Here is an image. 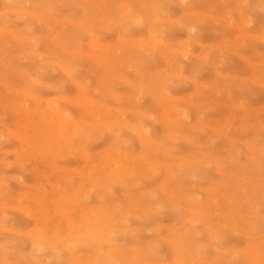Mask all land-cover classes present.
<instances>
[{
  "label": "rangeland",
  "instance_id": "374dc122",
  "mask_svg": "<svg viewBox=\"0 0 264 264\" xmlns=\"http://www.w3.org/2000/svg\"><path fill=\"white\" fill-rule=\"evenodd\" d=\"M92 263L264 264L260 0H0V264Z\"/></svg>",
  "mask_w": 264,
  "mask_h": 264
},
{
  "label": "bare ground",
  "instance_id": "6f19581e",
  "mask_svg": "<svg viewBox=\"0 0 264 264\" xmlns=\"http://www.w3.org/2000/svg\"><path fill=\"white\" fill-rule=\"evenodd\" d=\"M183 1V0H182ZM243 4V3H242ZM256 9V8H255ZM229 22V21H228ZM122 27H124V26H122ZM247 29V28H246ZM52 36V35H51ZM262 39V38H261ZM258 40H259V38H258ZM97 46V45H96ZM139 51V50H138ZM206 57V56H205ZM173 65V64H172ZM182 66V65H181ZM174 67V66H173ZM181 68V67H180ZM182 71V70H181ZM182 75V74H181ZM243 81V80H242ZM208 88V87H207ZM206 88V89H207ZM228 93V92H227ZM164 94V93H163ZM89 110V109H88ZM52 114V113H51ZM95 117V116H94ZM98 119V118H97ZM181 119V118H180ZM169 121V120H168ZM71 124H73V123H71ZM70 125V124H69ZM63 126V125H62ZM201 126V125H200ZM137 129V128H136ZM130 131V130H129ZM215 131V130H214ZM135 132V131H134ZM137 132V131H136ZM220 132V131H219ZM73 133V132H72ZM17 136V135H16ZM143 137V136H142ZM16 139V138H15ZM143 139V138H142ZM22 142V141H21ZM151 143V142H150ZM33 148V147H32ZM34 149V148H33ZM50 151V150H49ZM38 152V151H37ZM56 152V151H55ZM49 163V162H48ZM85 174V173H84ZM93 264V263H92Z\"/></svg>",
  "mask_w": 264,
  "mask_h": 264
},
{
  "label": "snow or ice",
  "instance_id": "6c2138e0",
  "mask_svg": "<svg viewBox=\"0 0 264 264\" xmlns=\"http://www.w3.org/2000/svg\"><path fill=\"white\" fill-rule=\"evenodd\" d=\"M261 6L264 7V0H260Z\"/></svg>",
  "mask_w": 264,
  "mask_h": 264
}]
</instances>
